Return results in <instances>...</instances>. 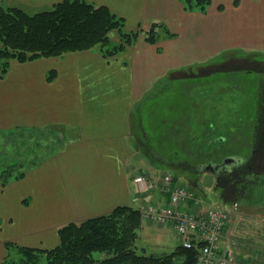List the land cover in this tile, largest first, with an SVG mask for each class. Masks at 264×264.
<instances>
[{"label": "crops", "instance_id": "crops-1", "mask_svg": "<svg viewBox=\"0 0 264 264\" xmlns=\"http://www.w3.org/2000/svg\"><path fill=\"white\" fill-rule=\"evenodd\" d=\"M62 1L0 0V9L17 7L34 13ZM84 1L106 6L123 19L127 30H148L158 22L175 36L156 44L141 38L114 58L105 59L99 50H92L24 64L12 60L7 74L0 78V132H42L46 137H60L58 141L64 143L47 159L32 164L22 179L4 188L0 181V264L17 250L9 249V242L18 247L54 249L60 244L59 229L66 224L107 215L117 207L136 206L133 179L144 174L134 171L132 159L140 153L138 138L142 141L135 130L147 129L140 111L144 105L156 100L154 107H160L156 87L161 82H198L203 105L199 106L200 100L194 102L195 119L170 121L167 132L177 141L176 152L185 158L192 159L186 144L200 142L193 138L198 135L207 140L205 132L211 123L218 129L215 134L225 137L221 132L229 131L227 114H248L242 111L245 106L248 110V103L255 105L250 120L260 112L264 60L254 57L264 55V0H209L205 10L186 9L185 0ZM258 68L262 77L248 90L243 87L247 93L242 88L244 97L233 96L241 91L237 87L223 88L216 83L213 88L200 80L216 74L223 80L221 74L234 70L257 73L253 70ZM52 71L57 76L50 81ZM189 88L183 87L184 97ZM183 101L182 112L189 105L185 98ZM201 115L205 116L203 122ZM250 192L219 195L231 215L221 247L240 264H264V211L249 213L253 206L261 207ZM142 197L141 203L167 201L156 193ZM261 198L264 202V194ZM241 199L250 207L244 209ZM233 203H238L236 210ZM153 224L167 233L161 245L168 252L162 255L172 254L180 245L172 224L148 220L146 225ZM171 230L175 235L169 237Z\"/></svg>", "mask_w": 264, "mask_h": 264}, {"label": "trees", "instance_id": "trees-1", "mask_svg": "<svg viewBox=\"0 0 264 264\" xmlns=\"http://www.w3.org/2000/svg\"><path fill=\"white\" fill-rule=\"evenodd\" d=\"M208 2L185 0L184 7L189 10L196 7L205 10ZM125 26L123 19L114 15L106 6H96L84 0H63L51 8L34 13L17 7L0 9V78L7 74L12 60L24 64L37 59H59L94 49H98L105 59L113 58L132 47L140 36L148 44H156L175 36L164 23L155 22L148 30L139 28L126 31ZM113 32L119 35L117 42L111 39ZM56 76V71H52L48 80L53 81ZM197 140L200 141L197 145L202 149L209 147L208 140L203 137L198 135ZM163 142L165 144L164 139ZM176 144L177 141L175 147ZM177 152L173 154L178 156ZM173 154L168 156L177 159ZM16 168L14 164H9L0 173L3 188L26 175L25 171L14 174ZM168 175L173 178V186L182 185L178 183L177 175ZM161 176L159 172V176L154 178ZM170 196H165L167 201L164 204L170 201ZM148 202L154 201L144 204ZM135 205L117 207L110 214L66 224L59 229L60 244L54 249L18 247L9 242L7 247L17 248L20 261L12 259L9 254L4 264H196L197 248L187 249L181 245L172 254L161 256L136 253L134 247L138 230L144 221L152 220L143 219L140 205Z\"/></svg>", "mask_w": 264, "mask_h": 264}, {"label": "rangeland", "instance_id": "rangeland-1", "mask_svg": "<svg viewBox=\"0 0 264 264\" xmlns=\"http://www.w3.org/2000/svg\"><path fill=\"white\" fill-rule=\"evenodd\" d=\"M31 13L30 11H27ZM126 29V26H125ZM126 31H134V30H127ZM143 38V36H140L139 40ZM111 39L114 42H117L119 40V35L117 32L111 33ZM138 40V41H139ZM137 41V42H138ZM136 42V43H137ZM135 43V44H136ZM135 44L133 46H135ZM132 46V47H133ZM130 48V47H128ZM98 50V49H94ZM93 50V51H94ZM121 54V53H120ZM118 54V55H120ZM120 57V56H117ZM60 58V57H59ZM114 58V57H113ZM255 61L264 60L263 54H257L254 57ZM222 62V61H221ZM245 63L244 65H246ZM243 66V65H240ZM239 66V68H240ZM220 76H223L222 79H218V75H214V77L208 78L204 76L205 79L201 78V82L208 83L213 86V88L216 86L217 83L220 87H226V88H233L240 86L243 88V84L247 85L250 84L254 85L258 82V79L261 74L257 73H245V72H239V70H234L231 73H223ZM218 79V81H217ZM217 81V82H216ZM196 81L194 79H190L189 81H186L183 85H180L177 81H168L165 80L164 82H161L160 85L156 87L160 93V98L158 101L160 102V107H154V102L156 103V100L154 102H151L149 106H143V108L140 110L142 111L141 114H143L141 117L143 119V126L147 129L143 131H136L135 136L138 138L139 133H141L142 141L139 140V146L138 149L140 153L138 156L141 158H138L137 155H135L132 159V161H135V173L139 172L144 174L143 176H150L151 178L158 177L159 172L160 173H172V175H177L178 183L188 186V182H186V178H184L185 169L188 171L190 170V167L187 165V160L190 161L194 159L195 161H202V159L206 156L203 155V153L200 155V153L196 152L198 150V147L194 145V143L186 144V151H189L191 153L192 159L185 158L183 156L178 155L177 160L178 163L175 167L171 166H165L164 164V158L165 159H171V155L175 153L178 149L174 146L175 140L172 138V136L167 135L168 129H170V121L173 120H194L196 117V110L192 109L194 108V102L196 100H200L199 106L203 105V100L200 99V95L197 92L196 89ZM190 87L189 94L187 97L183 96L184 89L183 87ZM247 87V90L250 88ZM199 88V87H198ZM238 88V87H237ZM247 90H244L247 93ZM243 90L235 92L233 95L234 97L238 98L237 96L244 97L246 96V93ZM240 92V93H239ZM253 92V91H252ZM252 92H250L248 95H250ZM183 98L186 99V101L189 103L188 110L182 112L181 108L184 105ZM235 98V99H236ZM253 100V99H252ZM252 100L250 102H252ZM183 102V103H182ZM174 106V109L170 108V105ZM186 106V105H185ZM246 110V106L242 108V111L244 115H238L237 113L235 115L227 114L225 117V121L228 122L229 130L235 131V133H238V130H243V133H245L247 136L250 133V127L246 128V125L252 120H250L249 115L250 112H254L255 105L248 103ZM155 108L158 109V112H155ZM234 112L237 111V107H233ZM232 108H229L227 112L231 111ZM201 122H203V116ZM205 117V116H204ZM208 117H206L207 119ZM164 122V123H163ZM198 122L200 123L199 117ZM230 123V124H229ZM148 132V138H146V132ZM231 131V132H232ZM51 132V131H50ZM47 133V132H46ZM35 132H32V135L27 133H18L16 135L6 132H0V173L5 169V166L8 167L9 164H14L17 168L14 170V174L20 171H26L31 165L40 161L45 160L48 157L51 156V152L58 148L59 145L63 146V142L60 143L58 138L53 137H46V135H42L41 133L35 134ZM171 134V133H170ZM222 135H224L226 138L228 133L225 131L221 132ZM51 135V134H50ZM150 135V136H149ZM172 135V134H171ZM181 135V134H180ZM163 139L165 140V144L163 142ZM176 139V138H175ZM141 142V143H140ZM157 142V143H156ZM156 143V144H154ZM170 143V144H169ZM160 144H163V148L160 147ZM169 152L168 155H165L164 151ZM185 150H183L185 152ZM210 150V149H209ZM173 151V152H172ZM7 155H6V154ZM181 153V152H180ZM186 153V152H185ZM189 155V153L187 152ZM203 155V156H202ZM144 157V158H143ZM9 158V159H7ZM148 159L150 162L146 161L145 159ZM9 160V161H8ZM22 165V167H21ZM147 167V169H146ZM162 168V169H161ZM164 169V170H163ZM264 171V166H262V170ZM260 171V172H261ZM198 176H196L197 178ZM195 179V178H194ZM261 184L260 186L253 187L250 191V195H253V201L260 203L261 207H252V210H249V213L258 215L259 213L262 214L264 211V202H262L261 196L264 194V174L261 176ZM200 181V179H199ZM256 185V184H254ZM195 186V185H194ZM198 193L202 196L204 202L209 205H215V206H223V202L221 200V197L219 196V193L217 191H214V189H208L205 188L203 190H197ZM249 193V192H248ZM241 205L244 207V209L250 207V204L246 202V199L240 200ZM256 205V204H255ZM246 207V208H245ZM145 227L138 230V238L135 242L134 251L136 253L141 255H155V256H161L164 253H167L168 250L163 249L161 244L165 243L164 237H167V233L163 230H159V228L153 224L151 226H147V221L144 222ZM264 229V228H263ZM256 233V232H255ZM174 232L171 230L170 234L168 233L169 237L174 236ZM163 251V252H162ZM99 256L100 254H95ZM12 259L20 261V255L17 250H12L10 254Z\"/></svg>", "mask_w": 264, "mask_h": 264}, {"label": "built area", "instance_id": "built-area-1", "mask_svg": "<svg viewBox=\"0 0 264 264\" xmlns=\"http://www.w3.org/2000/svg\"><path fill=\"white\" fill-rule=\"evenodd\" d=\"M172 176L162 174L158 179L136 176L133 180L138 201L146 193L170 196L168 203L148 202L141 204V216L157 224H172L182 247L197 248L196 264H240L227 255L221 242L229 223L230 211L225 207L209 205L202 197L184 185L173 186ZM236 210L238 204L234 203Z\"/></svg>", "mask_w": 264, "mask_h": 264}, {"label": "flooded vegetation", "instance_id": "flooded-vegetation-1", "mask_svg": "<svg viewBox=\"0 0 264 264\" xmlns=\"http://www.w3.org/2000/svg\"><path fill=\"white\" fill-rule=\"evenodd\" d=\"M253 71L258 73L262 70L258 68ZM237 87L239 90H242V87ZM243 87L247 89V87H250V84L243 85ZM261 95L263 101L259 105V115L246 125V128L250 127L248 136L243 133V130L242 132L238 130V133L229 130L225 131L228 133L226 138L218 137L215 134L218 129L215 124L211 123L210 128L205 132L206 137H208L207 146L209 147L202 149V147L197 146V143H194L198 147L196 152L200 153V155L203 153L206 157L200 162L194 159L187 160V165L191 171H185L186 173L184 174L187 175L183 176L191 188L198 189L197 181L202 179L207 167L215 171L212 189L217 191L222 197L228 193L235 195L244 193L245 191L250 192L253 187L259 186L262 183L260 178L264 174V171H261L262 166H264V84L262 85ZM193 138L197 139L198 136H194ZM160 147L163 148V144H160ZM163 151L165 152V150ZM168 154L165 153V155ZM174 156L177 157L176 155ZM231 159H235L236 162L230 163ZM163 160L165 166L175 167L178 163L177 159L164 158ZM196 176L198 177L196 178Z\"/></svg>", "mask_w": 264, "mask_h": 264}, {"label": "water", "instance_id": "water-1", "mask_svg": "<svg viewBox=\"0 0 264 264\" xmlns=\"http://www.w3.org/2000/svg\"><path fill=\"white\" fill-rule=\"evenodd\" d=\"M236 162L235 159H231L230 163ZM229 163V162H228ZM206 173L204 174V176L202 177V179H200L201 183H198L199 188L201 189H212L213 188V184H214V178H215V171H213L212 169H210V167H207L205 169Z\"/></svg>", "mask_w": 264, "mask_h": 264}]
</instances>
